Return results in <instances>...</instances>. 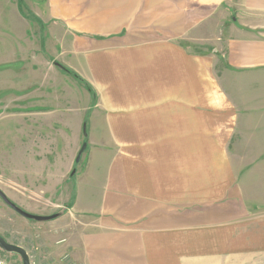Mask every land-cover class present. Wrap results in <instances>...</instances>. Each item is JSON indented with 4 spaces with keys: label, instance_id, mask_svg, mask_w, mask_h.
I'll use <instances>...</instances> for the list:
<instances>
[{
    "label": "crops",
    "instance_id": "0c3cea01",
    "mask_svg": "<svg viewBox=\"0 0 264 264\" xmlns=\"http://www.w3.org/2000/svg\"><path fill=\"white\" fill-rule=\"evenodd\" d=\"M185 1L32 2H43L33 11L54 45L50 61L95 97L80 99L74 127L73 77L32 69L24 113L48 121L40 127L49 140L89 141L72 207L88 226L83 264H264V206L255 198L264 189V0H224L237 11L223 33L220 80L216 48L186 45L200 44L206 17L192 19ZM61 116L60 128L44 125ZM239 156L253 158L239 164Z\"/></svg>",
    "mask_w": 264,
    "mask_h": 264
},
{
    "label": "rangeland",
    "instance_id": "374dc122",
    "mask_svg": "<svg viewBox=\"0 0 264 264\" xmlns=\"http://www.w3.org/2000/svg\"><path fill=\"white\" fill-rule=\"evenodd\" d=\"M32 2L33 0H23L24 11L31 10L30 12L35 13L34 8L43 7V2L37 3L36 6ZM234 5V1L224 0L205 4H202L201 0L185 1V10L192 19L201 20L206 17L200 44L186 45L201 52L216 48L215 72L219 80L221 76L228 77L226 69H223L225 62L222 38L228 20L233 21L235 18L237 8ZM211 15L215 16L214 20ZM46 29L47 27H41L36 21L25 18L18 10L17 0H0V190L25 211L51 216V219L44 221L26 218L0 197V234L8 242L23 247L29 255L30 264H83L80 236L88 226L83 228L84 223L80 222L78 215L72 213V207L77 196L78 177L88 163L86 153L89 141L75 142L62 139V136L49 140V134L40 127V124L48 121H40V124L36 125L25 119L29 114H24L31 110L30 105L33 102L32 69H60L49 59L48 55L54 52V45H47ZM41 39L43 43L46 41L44 44L47 46L41 47ZM60 71L67 74L61 69ZM46 77L45 72L41 78ZM72 81L80 91L79 100L72 98L78 109L71 107L70 111L75 127L74 115L77 110L83 112L85 103L80 99L90 100L91 94L83 83L75 78H72ZM56 85L59 93H62L63 82H56ZM44 89V92H47L48 89ZM38 98L42 99L41 96ZM48 111H52L51 108L41 110L40 115L44 116ZM57 111L64 110L57 108ZM64 119L66 117L61 116L56 121L58 124L44 125L51 130L54 126L60 128ZM83 123L85 128L81 137L86 138L88 111ZM83 142L86 143V150L80 160L75 162ZM240 157H234L239 164L253 158H244L245 161L241 162ZM255 190L262 192L255 198L264 206V189ZM0 252L9 264H22L18 254L1 249Z\"/></svg>",
    "mask_w": 264,
    "mask_h": 264
},
{
    "label": "water",
    "instance_id": "95a60500",
    "mask_svg": "<svg viewBox=\"0 0 264 264\" xmlns=\"http://www.w3.org/2000/svg\"><path fill=\"white\" fill-rule=\"evenodd\" d=\"M85 147H86V143L83 142L81 144L80 149L77 152V155L75 157V162H78L80 160V157L83 151L85 150ZM72 173H74V170L72 171ZM0 197L8 206H10L13 210H15L17 213H19L20 215L26 218L35 219L38 221H44V220L51 219V216L38 215V214H33V213L25 211L24 209L20 208L15 203H13L11 200H9L7 196L1 190H0ZM53 216H56V215H53ZM0 249L6 252L16 253L20 256L22 260V264H30L29 255L26 252V250L17 244L8 242L1 234H0Z\"/></svg>",
    "mask_w": 264,
    "mask_h": 264
},
{
    "label": "trees",
    "instance_id": "16d2710c",
    "mask_svg": "<svg viewBox=\"0 0 264 264\" xmlns=\"http://www.w3.org/2000/svg\"><path fill=\"white\" fill-rule=\"evenodd\" d=\"M17 6H18V10L19 12L27 19H32L33 21H36L41 27L43 26V22L41 21V19L35 15L34 13L30 12L31 10H28V11H24V3H23V0H17ZM40 44H41V47L43 48V39L40 40ZM57 65L60 67V69L71 75L73 78L77 79L78 81L82 82L83 85L86 87V89L89 91V93L91 94V97H92V100H94V92H93V89L91 88V86L86 83L85 81L82 80V78L76 73L74 72L73 70H71L70 68L68 67H65L64 65H61L60 63L57 62Z\"/></svg>",
    "mask_w": 264,
    "mask_h": 264
},
{
    "label": "built area",
    "instance_id": "2783aa9c",
    "mask_svg": "<svg viewBox=\"0 0 264 264\" xmlns=\"http://www.w3.org/2000/svg\"><path fill=\"white\" fill-rule=\"evenodd\" d=\"M0 264H9L0 252Z\"/></svg>",
    "mask_w": 264,
    "mask_h": 264
}]
</instances>
